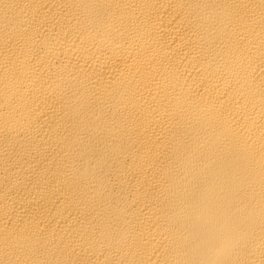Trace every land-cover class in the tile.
I'll list each match as a JSON object with an SVG mask.
<instances>
[{
	"label": "bare ground",
	"instance_id": "6f19581e",
	"mask_svg": "<svg viewBox=\"0 0 264 264\" xmlns=\"http://www.w3.org/2000/svg\"><path fill=\"white\" fill-rule=\"evenodd\" d=\"M0 264H264V0H0Z\"/></svg>",
	"mask_w": 264,
	"mask_h": 264
}]
</instances>
